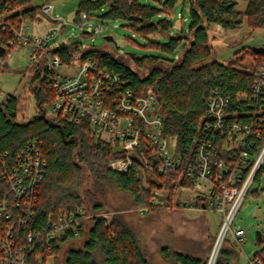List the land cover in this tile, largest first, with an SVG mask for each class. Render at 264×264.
Here are the masks:
<instances>
[{"label": "trees", "instance_id": "16d2710c", "mask_svg": "<svg viewBox=\"0 0 264 264\" xmlns=\"http://www.w3.org/2000/svg\"><path fill=\"white\" fill-rule=\"evenodd\" d=\"M5 0H0V7ZM178 0H87L81 2L75 15L77 22L82 15L91 21L94 12H102L104 20H121L126 27L135 30L148 40L146 47L158 50L161 55L131 57L134 66L98 50L81 51L79 42L62 45L56 50L63 64L74 60L93 58L102 69L118 74L128 88L136 94H153L159 105L163 121V133L181 156L184 165L191 167V175L182 170L159 172L160 160L147 153L148 163L134 158L133 166L125 173L110 169L112 161L126 158V154L115 153L96 142L87 123L77 125L61 116L49 118L48 105L54 99L49 74L40 64L28 68V81L17 95L0 106V152H8L9 160L32 141L42 145L43 159L48 167L41 183L37 210L29 227L42 230L49 221L62 215L77 213L80 208L94 216L79 229L78 236L67 234L55 241L51 254L55 264H151L143 254L136 238L117 219L108 221L98 216L103 210L99 200L108 187L115 186L133 199L137 209L146 213L164 212L176 208V197L180 190L193 189L197 179L198 164L195 150L204 137V119L209 99L219 94L228 100L225 108L226 121L248 125L251 132L245 145L236 142L238 134H216L212 141L213 160L222 164L229 173L217 181L216 190L236 171L237 186L242 187L254 163L264 148V90L252 98L254 83L259 70L264 67V55L252 50H243V61L247 56L254 60V68L247 71L242 62L220 63L213 60V47L209 41L210 25H218L225 31L240 28L247 20L251 32L264 30V0H249L244 13L237 11L236 0H185L189 6V27L169 38L166 43L155 35L167 34L173 27L172 10ZM33 16V15H32ZM181 48L180 58L174 53ZM212 60V61H211ZM246 96L247 100H240ZM247 152L246 164H241V152ZM221 170L213 167L217 178ZM264 174V161L253 184ZM91 178L90 186L85 182ZM252 184V185H253ZM0 186L3 183L0 180ZM167 207L154 204L157 192ZM210 198L196 201V206H208ZM178 208V207H177ZM8 224L0 220V238ZM65 249V250H64ZM64 251L63 257L62 252ZM163 257L169 259L168 250ZM258 264H264V249L254 256ZM174 259L179 264H207L202 259L177 253ZM239 259L236 247L223 244L215 264H232Z\"/></svg>", "mask_w": 264, "mask_h": 264}, {"label": "built area", "instance_id": "2783aa9c", "mask_svg": "<svg viewBox=\"0 0 264 264\" xmlns=\"http://www.w3.org/2000/svg\"><path fill=\"white\" fill-rule=\"evenodd\" d=\"M37 1L39 0H5L4 6L0 7V48L4 50V54L0 56V75L4 72L6 58L11 51L27 49L30 66L40 64L49 74L54 99L48 106L54 112V117L61 116L77 125L87 123L96 142L115 153L127 155L124 159L112 161L109 165L111 170L127 172L133 166L134 158L147 164V153L153 152L161 162L159 172L182 170L191 175L193 169L184 165L174 146V153H170L171 142L164 136L158 101L153 94H136L128 88L122 77L102 69L100 63L93 58L81 60L79 69L71 75L60 72L63 66L68 67L75 61L63 64L62 58L53 53L65 45L55 46V41L66 22L60 23L52 18L51 4H38ZM81 21L84 24L90 22L86 15H82ZM44 25L45 30L42 29ZM94 30L101 33L104 26L95 25ZM263 90L264 67L258 72L252 98H257ZM10 99L11 96L3 90L0 82V106ZM239 99L246 101L247 97L240 96ZM227 103L228 100L219 94L209 99L203 123L207 137L200 141L195 150L198 171L197 179L192 177L194 188L200 187L204 182L210 185V194L204 197L210 200L202 210L218 211L222 216L221 227L207 264L216 263L228 234H231L236 245L245 238V231L233 229L232 224L264 161L263 148L241 188L237 186V173L233 171L228 184L222 183L216 190L217 181H221L224 174L229 173L212 158L210 149L216 134L231 136L236 133L239 135L237 144L244 146L251 132L246 124L226 121ZM248 158L247 152H241V164H246ZM47 167L42 155V145L38 141L29 142L13 161L9 160L8 152H0V180L6 188L0 186V220L8 222L0 238V264H41L44 260L42 251L51 254L55 241L67 234L78 236L79 229L91 217L83 207L75 214L62 215L49 221L42 230L29 227L35 217ZM213 167L221 170L217 178L213 175ZM164 197L163 191L157 192L152 203L167 207L168 203L159 199ZM176 206H183L181 200ZM146 211L140 210L141 213ZM49 258L50 256L47 260ZM259 262L258 258L248 260V264Z\"/></svg>", "mask_w": 264, "mask_h": 264}, {"label": "rangeland", "instance_id": "374dc122", "mask_svg": "<svg viewBox=\"0 0 264 264\" xmlns=\"http://www.w3.org/2000/svg\"><path fill=\"white\" fill-rule=\"evenodd\" d=\"M87 0H39L38 4L47 3L53 6L52 18L60 23L66 22L55 46L72 44V36H80L81 51L98 50L111 54L114 58L134 66L132 56L141 58L147 55H161L153 48L146 47L148 40L135 30L126 27L125 21L104 20L100 18L102 12H94L88 23L77 22L75 15L81 2ZM142 2L148 0H140ZM237 11L244 13L249 0H236ZM43 22L44 17L41 16ZM171 20L173 29L167 34H157L154 38L162 39L166 43L170 37L185 31L189 27V6L185 0H178L172 10ZM104 26L101 33L95 32V25ZM45 25L42 29L45 30ZM209 41L213 47V60L220 63L242 62V67L252 71L255 64L252 57L247 56L243 61V50H252L254 47H264V30L258 29L251 32L247 20L243 25L231 31H225L218 25H210L208 29ZM111 36L114 42H109L106 37ZM181 48L174 53V58L181 56ZM212 61V60H211ZM6 67L0 75L3 90L9 94L17 95L28 81L29 51L15 49L6 58ZM81 60H75L70 66H63L60 72L71 75L79 69ZM48 117L53 118L54 112L48 106ZM170 153H174L171 143ZM91 178L85 182L88 187ZM210 194V185L207 182L194 189L180 190L175 201L182 202L181 208H173L164 212L141 213L133 203L130 195L120 191L115 186H110L107 192L99 197L103 210L98 216L108 221L117 219L136 238L143 254L151 264H179L174 259L177 253L191 256L208 262L221 227L222 216L218 211H203L204 207L194 205L197 199ZM165 196V193H164ZM94 216L91 212V217ZM233 229H243L245 238L236 245L231 234H228L226 244L237 248L239 259L232 264H248L249 259H254L255 254L264 249V174L256 181L249 193L243 199L238 213L232 224ZM65 250V249H64ZM163 250H168L169 259L163 257ZM64 251L62 252L63 257ZM47 264H55L54 257L47 260Z\"/></svg>", "mask_w": 264, "mask_h": 264}, {"label": "water", "instance_id": "95a60500", "mask_svg": "<svg viewBox=\"0 0 264 264\" xmlns=\"http://www.w3.org/2000/svg\"><path fill=\"white\" fill-rule=\"evenodd\" d=\"M70 39L74 42H79V43H81V41H82V38L80 36H72ZM106 40L109 42H114V39L111 36L106 37ZM252 51L256 55H260V54L264 55V47H254V48H252ZM3 54H4V50L2 48H0V56H2ZM128 55L135 57L134 53H129Z\"/></svg>", "mask_w": 264, "mask_h": 264}]
</instances>
